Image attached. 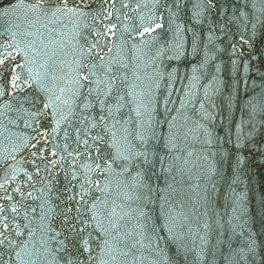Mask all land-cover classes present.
<instances>
[{
  "label": "snow or ice",
  "instance_id": "6c2138e0",
  "mask_svg": "<svg viewBox=\"0 0 264 264\" xmlns=\"http://www.w3.org/2000/svg\"><path fill=\"white\" fill-rule=\"evenodd\" d=\"M163 2L9 3L19 22L10 26L9 42L0 43V264H204L211 226L201 224L200 217L210 208L209 190L193 186V191L203 187V192L196 191V199L189 202L178 187L193 174L188 165L200 168L204 157H195L193 151L160 157L161 172L166 173L162 188L145 180V166L154 167L149 157L158 156L154 142L163 139L157 131L161 123L168 126L164 146L170 153L184 152L180 145L199 140L202 130L211 135L202 122L209 118L205 101L220 92L217 74L222 68L216 64L210 74L215 57L210 50L202 52V46L208 49L217 31L227 36L231 27L247 30L251 24L255 35L264 28V0H240L243 8L231 17L217 11L207 23L206 43L203 27L176 23L185 0H172L175 11L165 5L172 17L165 29V13L155 11ZM97 3L101 10L94 8ZM215 8L216 0H197L189 10L192 23L203 26ZM8 14L0 11V22ZM89 19L94 23L88 24ZM161 30L172 35L157 49L156 58L200 57L185 93L188 98L180 101L176 115L163 120L157 118L151 77L143 71L156 59L137 44L157 40ZM245 45L251 48L244 33L229 45L233 71H249ZM201 75L210 79L200 85L204 97L196 100V119L186 109L197 96L193 89ZM244 111L247 118L237 123L235 132L228 130L235 152L221 157L235 156L237 172L245 160L242 150L257 148L254 140L264 127V92L249 98ZM208 180L215 192V182L211 176ZM217 224L221 232L214 248L219 250L224 225ZM254 245L252 241L226 259L238 264L251 255L254 261Z\"/></svg>",
  "mask_w": 264,
  "mask_h": 264
},
{
  "label": "water",
  "instance_id": "95a60500",
  "mask_svg": "<svg viewBox=\"0 0 264 264\" xmlns=\"http://www.w3.org/2000/svg\"><path fill=\"white\" fill-rule=\"evenodd\" d=\"M10 2L11 0H0V11H9V14L0 22V32H3V35H0V43L9 42L11 36L9 28L19 22L18 14L12 13L8 9ZM195 2L197 0H185V6L179 12L180 18L176 20V23H183L196 29L203 27L205 43L207 38V23L212 18H216L217 11H221L224 15L231 17L237 13L238 8H243L240 0H216V8L213 9L211 15H206L204 25L199 26L193 24L190 19L189 10ZM166 4L171 5L172 10L175 11V5L172 0H164L161 6L155 10L165 13V29L168 27L167 20L172 19L165 10ZM132 6L135 7V4ZM115 7L120 8V4L117 3ZM250 7L249 5V9ZM94 8L101 10V5L97 3L94 5ZM121 11L126 10L122 9ZM133 15V13H129V16ZM145 15H148L147 9H145ZM136 18L138 19V16ZM87 23L93 24L94 22L89 19ZM104 23H107V21H104ZM161 32L162 34L157 40H149L147 45L139 42L137 44L138 47L143 49L144 53L152 55L156 59L153 67H149L143 71H146L151 77L150 83L158 111L157 118L163 120L167 116L176 115L175 109L180 107V101L188 98L185 93L188 91L192 78L193 66L198 63L200 57H188L176 60L169 59L167 55H163L156 58L155 53L157 49L161 47L163 42L169 40L172 35L167 30H161ZM241 33L246 34L251 41V48H248L247 45L244 46L249 53L248 59L251 61L247 73L242 69L233 71L231 63L233 57L229 45L233 41H238ZM153 35L155 36L156 33H153ZM133 39H135L134 34ZM128 47H132L131 40ZM205 50H210V55L215 57V60L209 66L210 74L215 73L216 64H220L222 68L221 72L217 74L220 77V92L212 95L208 101H205V108L209 113V118L204 119L202 122L204 128L211 135L206 136L202 130L199 140L189 141L187 144L180 145L181 148H184V152L176 149L170 153L164 146L168 126L166 123H161L157 131L161 133L163 139L154 142L155 151L158 153V156L155 158L149 157L150 159H154V167L152 165L145 166L148 169L145 180L152 187L162 188L165 186L166 173L161 172L160 157L167 158L175 155H186L187 151H193L195 157L203 156L204 159L199 161L202 167L193 168L192 165H188L193 174L191 178L185 176L184 184L178 187H183V195L189 202L196 199V191L202 193L203 187H207L209 190L211 205L207 214L200 217L201 224L207 221L211 226L204 264H237L235 259L229 261L226 257L230 252L239 255V250L242 248L246 249L252 241H255L256 259L253 261L251 255H248L247 260H240L238 264H264V127L260 129L259 135L254 140L255 145H257L256 150L252 148L242 150L245 160L238 172L234 166L235 156L227 159L221 158L225 152H235L232 144L228 142V130L231 129L232 132H235L237 123L241 119L247 118L246 111L242 112L244 104L252 96L264 92V28L259 29L255 35H252L251 24H249L247 30L243 27H240L239 30L236 27H231L230 34L227 36L217 31V38L213 44L209 45L208 49H204L202 46L201 51ZM127 55L131 57L132 53L128 52ZM252 55L258 56L259 59H251ZM209 69H202L201 72L209 71ZM209 79L210 75H201L197 82V87L193 89L197 93V96L188 109H186L189 115H193L196 119L199 118L193 112L194 108L199 109L196 100L203 99L204 97L200 85H205ZM229 99L232 101L231 107L228 105ZM166 101L167 103H165ZM166 108L172 111L166 113ZM217 137H223V139L218 140ZM232 139L234 140L235 136ZM206 141L213 142L207 143ZM167 163L168 161L166 160L165 167ZM213 166L215 172L212 171ZM208 176H211L212 181L215 182V192H212V182L208 180ZM158 177L159 179H157ZM196 185L203 187L196 188L193 191V186ZM234 198H240L239 202ZM234 207L237 208L235 212L233 211ZM200 211L201 213L205 211L203 202H201ZM230 219L231 223H229ZM217 220L224 225V235L222 236L224 243L219 247V250L214 248L216 237L221 232ZM233 228L235 229L234 233L232 231ZM203 233L204 230L202 228L201 234ZM213 251L216 252L215 257L212 255Z\"/></svg>",
  "mask_w": 264,
  "mask_h": 264
}]
</instances>
